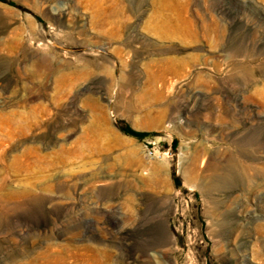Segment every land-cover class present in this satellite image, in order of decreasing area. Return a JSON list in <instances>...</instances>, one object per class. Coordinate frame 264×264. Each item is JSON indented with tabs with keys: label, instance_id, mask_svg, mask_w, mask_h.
<instances>
[{
	"label": "rangeland",
	"instance_id": "374dc122",
	"mask_svg": "<svg viewBox=\"0 0 264 264\" xmlns=\"http://www.w3.org/2000/svg\"><path fill=\"white\" fill-rule=\"evenodd\" d=\"M0 264H264V0H0Z\"/></svg>",
	"mask_w": 264,
	"mask_h": 264
},
{
	"label": "built area",
	"instance_id": "2783aa9c",
	"mask_svg": "<svg viewBox=\"0 0 264 264\" xmlns=\"http://www.w3.org/2000/svg\"><path fill=\"white\" fill-rule=\"evenodd\" d=\"M156 143H158V140L156 141V140H153V141H151V142H148L146 145V148H147V150H146V153H147V155L148 156H152V155H155L156 154V152H154L153 150H152V146H155L156 145ZM157 154H159V153H157ZM172 155V153L170 152V148H167L165 151H163L161 154H160V156H163V157H170ZM159 156V155H158Z\"/></svg>",
	"mask_w": 264,
	"mask_h": 264
}]
</instances>
